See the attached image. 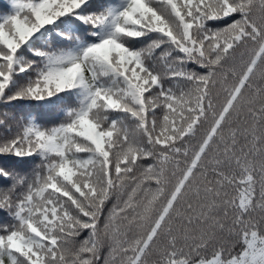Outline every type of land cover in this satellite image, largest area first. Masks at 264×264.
<instances>
[{
    "label": "snow or ice",
    "instance_id": "obj_1",
    "mask_svg": "<svg viewBox=\"0 0 264 264\" xmlns=\"http://www.w3.org/2000/svg\"><path fill=\"white\" fill-rule=\"evenodd\" d=\"M0 264H264V0H0Z\"/></svg>",
    "mask_w": 264,
    "mask_h": 264
}]
</instances>
